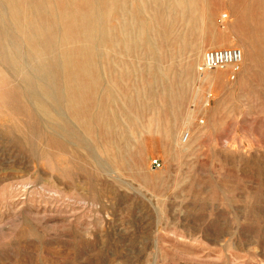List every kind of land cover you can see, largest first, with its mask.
Segmentation results:
<instances>
[{
    "label": "rangeland",
    "instance_id": "374dc122",
    "mask_svg": "<svg viewBox=\"0 0 264 264\" xmlns=\"http://www.w3.org/2000/svg\"><path fill=\"white\" fill-rule=\"evenodd\" d=\"M0 264H264V0H0Z\"/></svg>",
    "mask_w": 264,
    "mask_h": 264
},
{
    "label": "built area",
    "instance_id": "2783aa9c",
    "mask_svg": "<svg viewBox=\"0 0 264 264\" xmlns=\"http://www.w3.org/2000/svg\"><path fill=\"white\" fill-rule=\"evenodd\" d=\"M242 61V53L239 49H219L208 50L203 53L201 62L197 70L199 73H204L212 69H223L232 66L237 71L239 64ZM233 78V75L231 76ZM156 166L158 164L154 162Z\"/></svg>",
    "mask_w": 264,
    "mask_h": 264
},
{
    "label": "bare ground",
    "instance_id": "6f19581e",
    "mask_svg": "<svg viewBox=\"0 0 264 264\" xmlns=\"http://www.w3.org/2000/svg\"><path fill=\"white\" fill-rule=\"evenodd\" d=\"M170 3H171V1H169ZM70 3V2H69ZM71 8V7H70ZM73 8V7H72ZM56 12V11H55ZM156 24V23H155ZM51 25V24H50ZM60 27V26H59ZM136 27V26H135ZM154 27V26H153ZM174 27V26H173ZM167 28V30H168V26L166 27ZM135 30V29H134ZM172 34V33H171ZM164 35V34H163ZM120 36V35H119ZM121 38V37H120ZM161 39V38H160ZM131 42V41H130ZM163 42V41H162ZM58 44V43H57ZM34 45V44H33ZM159 46V45H158ZM214 46H216V45H214ZM34 47V46H33ZM224 47V46H223ZM243 47V46H242ZM28 48V47H27ZM29 49V48H28ZM209 49H210V47H209ZM212 49V48H211ZM243 50H244V48H242ZM31 51V50H30ZM63 51V50H62ZM34 52V51H33ZM33 52H32V54H33ZM196 53H199V52H196ZM195 53V54H196ZM39 56V55H38ZM196 56V55H195ZM194 56V57H195ZM198 56V55H197ZM190 57V56H189ZM194 57H192V58H194ZM198 58V57H197ZM191 59V58H190ZM189 59V60H190ZM42 60V59H41ZM192 60V59H191ZM245 63V62H244ZM246 63H248V62H246ZM249 65V64H248ZM232 68V66H229V67H226V68ZM226 68H223V69H226ZM213 70V69H212ZM211 71V70H210ZM214 71H216V72H214V74H216V75H218V74H223V72H219V71H217V70H214ZM64 80V79H63ZM220 80V79H219ZM174 81H175V79H174ZM203 82H213V79L210 77V76H207V77H205L203 80H202ZM104 82V81H103ZM201 83V82H200ZM175 84V83H174ZM181 84H183L182 82H181ZM169 85V84H168ZM177 85V84H176ZM107 86V85H106ZM174 86V85H173ZM175 87V86H174ZM108 89V88H107ZM112 89V88H111ZM109 90V89H108ZM179 90V89H178ZM160 91V90H159ZM175 91V90H174ZM180 92V91H179ZM161 93V92H160ZM172 93V92H171ZM175 93V92H174ZM104 95V94H103ZM174 97V96H173ZM104 98V97H103ZM172 98V97H171ZM176 98H177V95H176ZM98 99V98H97ZM109 100H110V98H109ZM176 100V99H175ZM176 104V103H175ZM174 104V105H175ZM44 109V108H43ZM43 112H44V110H43ZM49 112V111H48ZM108 112V111H107ZM44 114V113H43ZM45 114H47V113H45ZM44 114V115H45ZM51 114V113H50ZM109 116V115H108ZM49 118V117H48ZM132 120V119H131ZM184 123V122H183ZM112 126V125H111ZM177 129V128H176ZM97 130V129H96ZM102 130V129H101ZM112 131V130H111ZM175 132H176V130H175ZM180 134H178V136H179ZM188 136H189V134H188ZM187 137V136H186ZM175 140H177V139H175ZM177 142V141H176ZM179 142V141H178ZM177 145V144H176ZM178 147V146H177Z\"/></svg>",
    "mask_w": 264,
    "mask_h": 264
}]
</instances>
